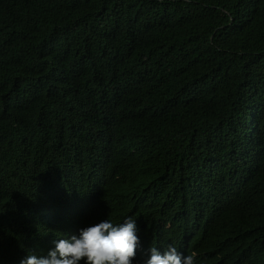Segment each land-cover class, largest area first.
<instances>
[{
    "label": "trees",
    "instance_id": "1",
    "mask_svg": "<svg viewBox=\"0 0 264 264\" xmlns=\"http://www.w3.org/2000/svg\"><path fill=\"white\" fill-rule=\"evenodd\" d=\"M128 217L264 264V0H0V264Z\"/></svg>",
    "mask_w": 264,
    "mask_h": 264
},
{
    "label": "clouds",
    "instance_id": "2",
    "mask_svg": "<svg viewBox=\"0 0 264 264\" xmlns=\"http://www.w3.org/2000/svg\"><path fill=\"white\" fill-rule=\"evenodd\" d=\"M138 232L137 220L128 217L122 223L107 218L80 229L79 235L70 238L59 236L54 240L38 234L40 238L30 243L33 251L25 252L24 258L14 264H138ZM148 252L143 264H196L194 255L185 256L174 246L163 252L153 246Z\"/></svg>",
    "mask_w": 264,
    "mask_h": 264
}]
</instances>
